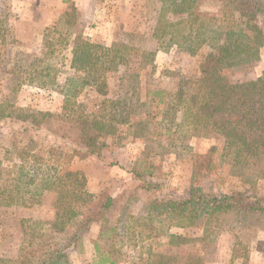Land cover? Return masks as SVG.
Here are the masks:
<instances>
[{
    "label": "rangeland",
    "instance_id": "rangeland-1",
    "mask_svg": "<svg viewBox=\"0 0 264 264\" xmlns=\"http://www.w3.org/2000/svg\"><path fill=\"white\" fill-rule=\"evenodd\" d=\"M161 6L158 0H0V264H44L48 252L68 245L70 264H96L94 243L116 264H142L149 245L156 252L179 254L182 262L198 254L204 264H264V215L259 213H227L219 218L223 231L218 236L180 247L160 232L193 239L202 236L201 228H176L163 221L141 226L128 220L145 216L144 208L154 198L185 197L193 180L215 192L264 194L263 163L248 164L256 176L244 183L239 163L232 161L220 138L195 136L190 126H179L181 112L176 116V109L173 115L168 110L177 84L198 76L209 50L172 43L164 22L177 17ZM192 11L198 23L212 26L224 20L220 0H196ZM77 39L126 47V62L105 76V95L71 68ZM263 72L264 47L255 63L229 70L227 76L242 83ZM153 90L165 92L164 104L156 105L146 95ZM103 100H120L127 111L135 108L132 121L146 115L148 135L134 139L125 125H112L101 156L82 159L77 152L84 149L80 124L85 118L106 116L108 103L102 107ZM66 171L85 175L94 204L113 198L108 222L90 224L75 246L73 236L90 205L80 208V216L63 231L51 229L55 191L37 192L31 186L19 193L24 206L5 205L12 179L34 176L38 183L45 175L61 178ZM134 173L157 188L143 192ZM108 227H115L116 234L101 236Z\"/></svg>",
    "mask_w": 264,
    "mask_h": 264
},
{
    "label": "trees",
    "instance_id": "trees-1",
    "mask_svg": "<svg viewBox=\"0 0 264 264\" xmlns=\"http://www.w3.org/2000/svg\"><path fill=\"white\" fill-rule=\"evenodd\" d=\"M158 1L162 5L161 11L176 14L175 22H164L165 31L168 30L172 43L189 49L206 47L209 50L199 63L198 76L177 84L172 107L168 110L173 115L176 109V116L181 112L179 126H190L195 136L214 135L220 138L223 149L228 151L232 161L237 165L239 163L241 180L249 183L256 175L249 173L252 165L248 164L259 161L264 165V72L255 79L233 83L228 80L227 71L250 66L258 60L259 50L264 47V0H220L221 17L224 20L212 26L209 23H198L192 11L196 0ZM228 20L236 24L225 23ZM125 51L126 47L122 44L104 47L77 39L72 49L71 68L84 73L88 78L86 84L91 83L96 93L105 95V76L126 62ZM146 95L153 102L156 99V105L165 103L163 90L149 91ZM107 103L106 116L100 115L90 120L85 118L80 124L79 136L84 149L77 152L82 159L101 156L105 147L104 139L112 130V125H125L128 134L134 139H145L148 135L149 119L146 115L134 117L132 121L130 116L137 113L135 108L127 111V105L120 100H103L101 106ZM169 111L164 113L165 117ZM14 167L15 163L11 169ZM55 176L45 175L38 183L34 176L27 181H22L21 176L12 179L13 184L7 190L10 195L5 205L24 206L26 202L19 193L22 190L26 192L31 186L37 192L55 191L56 213L51 225L55 231H63L80 216V208L90 205L82 225L73 236L72 244L75 246L90 224L108 222L106 213L112 210L113 198L106 197L101 203L94 204L87 194V179L82 172L66 171L61 178ZM133 176L139 181L137 188L143 192L148 193L157 188L140 173H134ZM261 176L264 177L262 170ZM194 181L185 197L154 198L144 208L145 216H129L128 220L135 223L140 221L138 225L141 226L145 222L163 221L170 222L169 226L176 228H201L202 236L193 239L168 234L167 230L160 232L169 236L171 244L176 243V247H180L186 243L209 241L213 236H218L223 231L219 218L227 213L264 215V194L247 193L243 189L215 192L195 185ZM116 230L115 227H108L101 236L108 237L111 232L116 234ZM69 246L48 252L43 263L70 264L65 251ZM94 249L96 264L117 263L109 252H102L97 243H94ZM142 254L146 256L142 264H204L198 254H189L182 262L179 254L175 256L156 252L151 245Z\"/></svg>",
    "mask_w": 264,
    "mask_h": 264
}]
</instances>
